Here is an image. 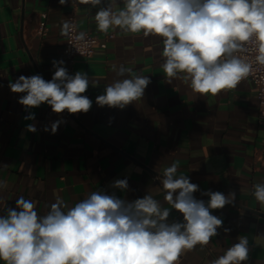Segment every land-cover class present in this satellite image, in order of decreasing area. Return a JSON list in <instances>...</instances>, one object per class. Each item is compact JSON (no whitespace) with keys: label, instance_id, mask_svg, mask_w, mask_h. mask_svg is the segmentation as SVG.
I'll return each instance as SVG.
<instances>
[{"label":"crops","instance_id":"obj_1","mask_svg":"<svg viewBox=\"0 0 264 264\" xmlns=\"http://www.w3.org/2000/svg\"><path fill=\"white\" fill-rule=\"evenodd\" d=\"M107 2L94 7L82 0L64 5L59 0H0V181L5 182L0 188V216L7 208H16L21 196L44 216L58 198L72 207L91 192L102 191L129 202L151 194L169 208V223L183 222V215L164 200L157 179L166 166L178 161L177 175H186L199 186L193 194L196 199L207 203L209 190L235 193L231 204L211 210L223 220L218 235L203 248L185 251L179 264H209L240 236L249 241L245 264H264V204L252 195L253 186L264 183V125L253 82L246 79L215 96L194 93L182 79L169 83L161 67L165 60L161 37L119 28L107 34L98 31L95 15ZM123 6V0H116L114 10ZM41 13L47 15L43 37L35 33ZM72 16L79 32L100 40L108 36L106 47L95 46L89 58L68 60L62 52V27ZM54 60H63L70 75L88 74L84 95L93 103L87 113L56 114L46 103L26 110L18 102L25 93L11 92L9 83L21 75L38 74L50 81ZM113 65L132 72L118 77ZM136 75L151 81L140 101L124 109L96 103L108 84ZM92 80L98 83L94 86ZM30 113L34 120L25 119ZM56 121L61 123L52 134ZM28 124L37 131H27ZM125 178L127 190L112 186Z\"/></svg>","mask_w":264,"mask_h":264},{"label":"clouds","instance_id":"obj_2","mask_svg":"<svg viewBox=\"0 0 264 264\" xmlns=\"http://www.w3.org/2000/svg\"><path fill=\"white\" fill-rule=\"evenodd\" d=\"M68 0H59L64 5ZM99 6L103 0H82ZM116 0L96 12L98 31L110 29L133 34L143 33L163 39L166 80L189 82L199 95L215 96L235 89L249 77L254 66L264 67V0H123L114 10ZM73 26L65 22L62 33L69 35ZM86 33L76 35L84 41ZM254 52L249 59L246 53ZM54 75L46 81L41 75L19 76L9 83L13 93H25L18 102L25 109L46 103L56 114L87 113L92 107L86 93L90 79L77 71L70 75L64 61L53 62ZM118 77L131 68L113 65ZM95 86L98 82L92 80ZM151 83L147 76L116 79L96 98L100 106L124 109L140 101ZM25 119L34 120L30 113ZM61 121L51 124L55 134ZM27 131L36 132L34 124ZM49 129L45 127V131ZM179 162L174 161L157 177L165 192L164 200L183 215V222H168L169 208H163L153 195L126 201L115 194L93 191L68 207L57 199L50 211L39 216L36 205L24 197L16 208H7L0 216V262L3 264H179L185 251L197 245L207 246L218 235L223 220L211 210L231 204L235 193L225 195L209 190L207 203L194 193L199 186L186 175H177ZM112 186L127 190L128 180L117 179ZM5 182L0 181V188ZM252 195L264 204V183L253 186ZM65 209H67L65 211ZM227 232L228 229H225ZM249 241L240 236L238 242L209 264H245L249 259Z\"/></svg>","mask_w":264,"mask_h":264},{"label":"built area","instance_id":"obj_3","mask_svg":"<svg viewBox=\"0 0 264 264\" xmlns=\"http://www.w3.org/2000/svg\"><path fill=\"white\" fill-rule=\"evenodd\" d=\"M67 22L73 26L71 33L69 35H65V42L62 49L64 56L68 60L72 61L76 56L89 58L92 56L95 46H99L101 48L106 47L108 36H105L102 40H100L96 36L88 32H84L86 33L85 40L77 41L75 37L80 32L77 29L74 17L72 16L68 18ZM47 31V15L46 13H41L39 14L35 33L38 36L43 37L46 35ZM243 55H246L249 59H253L255 53L250 51L249 53ZM254 68V72L246 79H250L255 86L256 97L258 99V114L260 122L264 125V67L256 65Z\"/></svg>","mask_w":264,"mask_h":264}]
</instances>
